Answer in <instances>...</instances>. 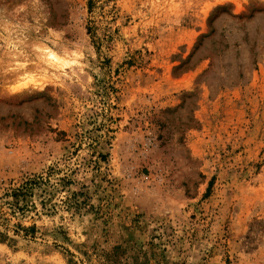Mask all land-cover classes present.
Returning a JSON list of instances; mask_svg holds the SVG:
<instances>
[{
	"label": "rangeland",
	"instance_id": "rangeland-1",
	"mask_svg": "<svg viewBox=\"0 0 264 264\" xmlns=\"http://www.w3.org/2000/svg\"><path fill=\"white\" fill-rule=\"evenodd\" d=\"M0 264H264V0H0Z\"/></svg>",
	"mask_w": 264,
	"mask_h": 264
},
{
	"label": "trees",
	"instance_id": "trees-1",
	"mask_svg": "<svg viewBox=\"0 0 264 264\" xmlns=\"http://www.w3.org/2000/svg\"><path fill=\"white\" fill-rule=\"evenodd\" d=\"M37 178H38V176L27 178L18 187L13 188L12 194L14 196L26 195V193L29 191V189L37 183Z\"/></svg>",
	"mask_w": 264,
	"mask_h": 264
},
{
	"label": "bare ground",
	"instance_id": "bare-ground-1",
	"mask_svg": "<svg viewBox=\"0 0 264 264\" xmlns=\"http://www.w3.org/2000/svg\"><path fill=\"white\" fill-rule=\"evenodd\" d=\"M47 55H48L49 58H51V59H53V60H58L57 55H56V54L54 53V51H52V50H48V51H47Z\"/></svg>",
	"mask_w": 264,
	"mask_h": 264
}]
</instances>
